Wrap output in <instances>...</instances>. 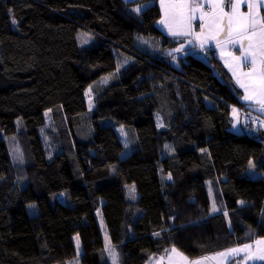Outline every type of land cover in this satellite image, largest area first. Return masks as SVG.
Returning <instances> with one entry per match:
<instances>
[{
	"label": "trees",
	"instance_id": "1",
	"mask_svg": "<svg viewBox=\"0 0 264 264\" xmlns=\"http://www.w3.org/2000/svg\"><path fill=\"white\" fill-rule=\"evenodd\" d=\"M161 19L158 0H0V264L80 251L82 264H112L107 244L119 264L173 246L193 260L264 237V136L230 129L233 107L261 114L215 50L172 51L184 39Z\"/></svg>",
	"mask_w": 264,
	"mask_h": 264
},
{
	"label": "snow or ice",
	"instance_id": "2",
	"mask_svg": "<svg viewBox=\"0 0 264 264\" xmlns=\"http://www.w3.org/2000/svg\"><path fill=\"white\" fill-rule=\"evenodd\" d=\"M161 4L165 7V0H161ZM245 5L247 11L242 10V6ZM142 8V5H137L132 11L139 13ZM262 10H264V0H168L165 18L160 22L168 27L169 34L173 37H192V40L187 42L189 44L195 42L201 49H205L210 42H215V47L220 50L221 58L225 59V64L235 77L236 84L244 90L241 99L250 105H258L260 111L264 112V11ZM194 22H198L199 31H195ZM12 23L15 24L16 21L13 19ZM229 48H236L240 55L228 51ZM183 50L184 46L181 44L180 48L172 51ZM245 67L247 71L244 70ZM238 111L236 107L232 108L234 118L237 117ZM260 123L264 124V121ZM249 163L250 167H254L251 161ZM240 203L243 204L244 201ZM212 210H217L215 204ZM75 239L78 248L79 237ZM254 244L255 247L253 244H244L217 253L211 258L193 260L173 246L169 252V264H205L208 259L216 260L217 264H231V260L241 253H244L243 264L264 261V239L257 240ZM106 247L112 264H119V255L114 247L110 244Z\"/></svg>",
	"mask_w": 264,
	"mask_h": 264
},
{
	"label": "rangeland",
	"instance_id": "3",
	"mask_svg": "<svg viewBox=\"0 0 264 264\" xmlns=\"http://www.w3.org/2000/svg\"><path fill=\"white\" fill-rule=\"evenodd\" d=\"M147 5V4H146ZM146 5H143L142 10L145 8ZM202 59L207 60L206 57L200 56ZM108 81V77H105L102 79L101 83H106ZM92 88L91 91L89 92V90L87 91V99L89 102L92 101ZM261 112V111H260ZM264 115V112H261ZM46 118H47V125L42 129V136H43V141H44V145L46 146L47 150L51 151L53 150V146L50 142V137L48 134V126H50V124L52 123V115L51 113H47L46 114ZM232 118H233V123L230 127V129L234 132L237 133H249L252 134L253 130L255 132H258L260 135L264 136V124H261V126L257 127L254 124V121L250 118H254V119H258L260 121H264L263 118H261L260 116H252L249 114H245L244 112L238 111V115L237 117L234 118L233 113H232ZM248 122H250L248 124ZM253 129V130H252ZM9 144H10V152L12 155V161L15 164V167H20L23 168L25 166L26 163H28L27 161V153H26V147H25V143L23 141V138L21 136H17V137H13L11 139H9ZM256 167H250L251 173L257 174L258 172L256 171ZM20 175V174H19ZM210 186V192H211V197H212V201L215 204L216 209H218V200H217V188L213 186V182L211 183V181L208 183ZM59 198L61 200H64V195H60ZM30 205H34V207H29ZM28 206V210L30 212L31 215H35L38 212V209L36 207L35 204H30ZM212 212H215L212 210ZM100 217V224L102 226V231L104 232V235L107 234L106 232V227H105V223L104 220L102 218V216ZM260 239H264V237H260L257 238L255 241L260 240ZM254 241V242H255ZM253 244V246L255 247V244ZM242 246V245H240ZM237 246V247H240ZM244 253H241L240 256L234 257L231 261V264H238V262H240V264H243L242 262V257H243ZM81 251L79 252L78 256L71 259L69 261V264H82L81 263ZM264 263V261H255V262H249V264H261Z\"/></svg>",
	"mask_w": 264,
	"mask_h": 264
},
{
	"label": "crops",
	"instance_id": "4",
	"mask_svg": "<svg viewBox=\"0 0 264 264\" xmlns=\"http://www.w3.org/2000/svg\"><path fill=\"white\" fill-rule=\"evenodd\" d=\"M125 1H127V2H136V1H138V0H125ZM167 3H168V0H165V7L167 6ZM146 5V3H140L139 5ZM158 4H159V6H160V9H161V12H162V19H164L165 18V7H162V4H161V0H158ZM227 10V9H226ZM242 10H244V11H247V7H246V5L245 6H242ZM262 11H264V10H262ZM161 19V20H162ZM160 20V21H161ZM158 22V27L162 30V31H164L165 32V34L166 35H168L169 37H172V38H178V39H184V42L182 43L183 44V46H184V50L183 51H179L180 53H182V54H186L189 50V48L190 47H193V46H196L197 47V49L199 50V55L200 56H203V57H206L207 58V52H208V50L209 49H213V50H215V53H216V55L218 56V58L221 60V62L223 63V65L226 67V69L230 72V74H231V76L233 77V79L235 80V77L233 76V74H232V72L230 71V69L226 66V64H225V59H222L221 58V52H220V50L219 49H217L216 47H215V42H210V44L209 45H206V47H205V49H201L199 46H198V44H196L195 42H193L192 44H189L187 41L188 40H192V37H173L172 35H170L169 34V31H168V27L165 25V24H163V23H161V22ZM194 28H195V31H199V26H198V22H194ZM180 47H181V45H180ZM179 47V48H180ZM228 51H232L235 55H240V52L236 49V48H229V49H227ZM244 70L245 71H247L248 69H247V67H245L244 68ZM235 82H236V80H235ZM239 87V86H238ZM240 88V87H239ZM241 89V88H240ZM242 90V92H243V94H244V90L243 89H241ZM244 101V100H243ZM244 103H246L247 105H249L250 107H252L253 109H255L258 113H260L261 115V118H263L264 119V115L260 112V109H259V106L258 105H250L248 102H245L244 101ZM254 116V115H253ZM171 250V249H170ZM170 250L166 253V254H164V255H160V256H156V257H154L148 264H169V252H170ZM215 256V254H211V255H209V256H206V257H209V258H211V257H214ZM163 257V260H161V258ZM203 258V257H202ZM199 259V258H198ZM190 260H192V259H190ZM232 261V260H231ZM67 264H69V261H67ZM205 264H217V262H216V260H213V259H208V260H206L205 261Z\"/></svg>",
	"mask_w": 264,
	"mask_h": 264
},
{
	"label": "built area",
	"instance_id": "5",
	"mask_svg": "<svg viewBox=\"0 0 264 264\" xmlns=\"http://www.w3.org/2000/svg\"><path fill=\"white\" fill-rule=\"evenodd\" d=\"M250 119H252L254 121L255 126H257V127L261 126L260 120L254 119V118H250Z\"/></svg>",
	"mask_w": 264,
	"mask_h": 264
}]
</instances>
